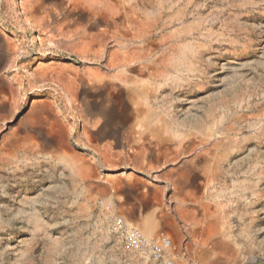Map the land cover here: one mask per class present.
I'll return each mask as SVG.
<instances>
[{
	"label": "rangeland",
	"instance_id": "374dc122",
	"mask_svg": "<svg viewBox=\"0 0 264 264\" xmlns=\"http://www.w3.org/2000/svg\"><path fill=\"white\" fill-rule=\"evenodd\" d=\"M168 260L264 264V0H0V264Z\"/></svg>",
	"mask_w": 264,
	"mask_h": 264
},
{
	"label": "built area",
	"instance_id": "2783aa9c",
	"mask_svg": "<svg viewBox=\"0 0 264 264\" xmlns=\"http://www.w3.org/2000/svg\"><path fill=\"white\" fill-rule=\"evenodd\" d=\"M116 239L126 250L138 254L144 261H156L163 258L166 251L173 246L168 235L162 234L158 239H151L136 228L118 226ZM166 264H173L168 260Z\"/></svg>",
	"mask_w": 264,
	"mask_h": 264
},
{
	"label": "bare ground",
	"instance_id": "6f19581e",
	"mask_svg": "<svg viewBox=\"0 0 264 264\" xmlns=\"http://www.w3.org/2000/svg\"><path fill=\"white\" fill-rule=\"evenodd\" d=\"M22 7L25 11L26 14H30L33 11V5L30 1H24L22 2ZM29 20V19H27ZM150 227L149 232L152 233L153 231H155L157 229V227L159 226V223L156 221H152L151 224L149 225ZM172 242L174 241L173 238H171Z\"/></svg>",
	"mask_w": 264,
	"mask_h": 264
},
{
	"label": "water",
	"instance_id": "95a60500",
	"mask_svg": "<svg viewBox=\"0 0 264 264\" xmlns=\"http://www.w3.org/2000/svg\"><path fill=\"white\" fill-rule=\"evenodd\" d=\"M70 48H71V47H70ZM76 56H77V59H80V58H82V59H86V58H87L86 56H83V55H81V54H77ZM68 61H70V60H68Z\"/></svg>",
	"mask_w": 264,
	"mask_h": 264
}]
</instances>
